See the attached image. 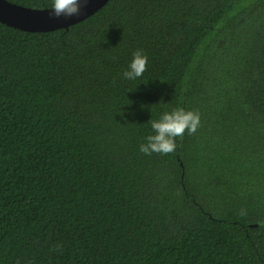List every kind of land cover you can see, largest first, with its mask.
<instances>
[{"label":"trees","instance_id":"1","mask_svg":"<svg viewBox=\"0 0 264 264\" xmlns=\"http://www.w3.org/2000/svg\"><path fill=\"white\" fill-rule=\"evenodd\" d=\"M138 49L147 71L127 80ZM175 108L198 131L140 152ZM0 264H264V0L0 21Z\"/></svg>","mask_w":264,"mask_h":264},{"label":"clouds","instance_id":"2","mask_svg":"<svg viewBox=\"0 0 264 264\" xmlns=\"http://www.w3.org/2000/svg\"><path fill=\"white\" fill-rule=\"evenodd\" d=\"M89 3L90 0H53L50 15L56 18L79 16ZM147 67L148 56L138 49L133 53V59L128 69L123 72V77L127 80L140 78L147 71ZM150 123L154 134L147 136V142L140 145V152L146 155H168L176 151L177 137H183L186 132L194 135L198 131L201 115L198 111L175 108L165 111L158 120H150ZM59 247L57 245V250Z\"/></svg>","mask_w":264,"mask_h":264},{"label":"water","instance_id":"3","mask_svg":"<svg viewBox=\"0 0 264 264\" xmlns=\"http://www.w3.org/2000/svg\"><path fill=\"white\" fill-rule=\"evenodd\" d=\"M109 0H90L87 8L79 16L71 18L51 16V8H34L0 0V21L10 26L29 31H48L58 28H68L82 21L102 8Z\"/></svg>","mask_w":264,"mask_h":264}]
</instances>
